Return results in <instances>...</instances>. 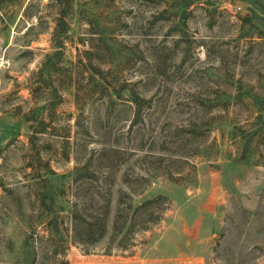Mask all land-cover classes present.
<instances>
[{
	"label": "rangeland",
	"instance_id": "rangeland-1",
	"mask_svg": "<svg viewBox=\"0 0 264 264\" xmlns=\"http://www.w3.org/2000/svg\"><path fill=\"white\" fill-rule=\"evenodd\" d=\"M58 1L0 0V264H264V0Z\"/></svg>",
	"mask_w": 264,
	"mask_h": 264
},
{
	"label": "trees",
	"instance_id": "trees-1",
	"mask_svg": "<svg viewBox=\"0 0 264 264\" xmlns=\"http://www.w3.org/2000/svg\"><path fill=\"white\" fill-rule=\"evenodd\" d=\"M54 2H59L58 0H54ZM70 7V6H69ZM68 7V8H69ZM63 16V15H62ZM64 17V16H63ZM57 26L54 30L53 40L55 39V35L62 33L64 35V20L61 17L57 19ZM42 68L41 70H43ZM132 100L138 105V108L135 111V116L139 117L140 115V104L139 98L134 96ZM254 105L257 106L258 111H264V98H253ZM86 166L75 167V169L70 173L73 180L75 181L76 177H81L86 172ZM110 191V190H109ZM45 197L43 196L41 199V205L45 207L44 204ZM162 200H166L165 197L161 195H156L153 197L146 198L142 200L139 204L134 205L132 202V198H130V202L127 206V213L130 212L131 219L127 224V221L123 220L121 225H118L120 218H122V211H120L118 205L114 212V218L112 223V233L118 235L123 232L124 228H126V232L132 230L134 225L138 226L139 231H145L148 229L149 224H155L159 221L161 217L162 211H158V206ZM95 198L93 192L85 195L80 202H73L69 208L68 218H69V228L70 235L69 240L70 243L74 245L85 246L89 244H94L98 240H100L104 234L106 233V225L108 221V217L110 214V201H107L103 210L101 212H97L95 210ZM85 203L87 206H84ZM79 205H81L79 207ZM127 215V214H126ZM129 215V213H128ZM126 219V218H125ZM125 221V222H124ZM124 232V234L126 233ZM113 236H111V241ZM60 264H68L66 260H61Z\"/></svg>",
	"mask_w": 264,
	"mask_h": 264
}]
</instances>
